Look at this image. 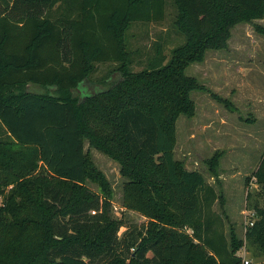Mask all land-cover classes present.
<instances>
[{
    "label": "trees",
    "instance_id": "obj_1",
    "mask_svg": "<svg viewBox=\"0 0 264 264\" xmlns=\"http://www.w3.org/2000/svg\"><path fill=\"white\" fill-rule=\"evenodd\" d=\"M168 1L0 0V264H242L244 242L264 256V207L244 240L226 233L212 211L222 196L174 158L176 122L206 92L186 69L238 24L264 37V0H171L184 42L135 72L126 32L160 21ZM99 63L119 80L79 98ZM85 143L119 165L122 207L146 219L128 241ZM251 178L264 189V153Z\"/></svg>",
    "mask_w": 264,
    "mask_h": 264
},
{
    "label": "rangeland",
    "instance_id": "obj_2",
    "mask_svg": "<svg viewBox=\"0 0 264 264\" xmlns=\"http://www.w3.org/2000/svg\"><path fill=\"white\" fill-rule=\"evenodd\" d=\"M171 4L169 0L160 21L135 22L128 28L126 41L132 51L133 71L148 67L159 49L168 58L170 51L184 42L173 27L176 9ZM253 23L264 26V20ZM115 69V63L96 64L94 73L80 86L79 98L119 80ZM186 75L195 78L206 92H192L194 116H180L176 122L174 158L186 170L201 173L205 183L222 196V202L215 201L212 211L220 217L226 233L232 228L244 240L249 213L255 205L264 207V189L251 178L264 153V37L253 24H238L231 30L226 49L208 51L202 62L186 69ZM85 151L111 185L112 217L123 225L118 240L126 237L128 241L146 225V219L122 207L125 179L119 165L87 143ZM214 153H220L216 176L207 163ZM87 187L97 192L94 184L88 182ZM239 252L249 264H264V256L248 242Z\"/></svg>",
    "mask_w": 264,
    "mask_h": 264
},
{
    "label": "built area",
    "instance_id": "obj_3",
    "mask_svg": "<svg viewBox=\"0 0 264 264\" xmlns=\"http://www.w3.org/2000/svg\"><path fill=\"white\" fill-rule=\"evenodd\" d=\"M250 215H248L249 216V218H248V222L246 223V228L248 227V226H252V224H253V222H254V220H255V212L253 211V212H251V213H249ZM242 264H249V261H247V260H243L242 261Z\"/></svg>",
    "mask_w": 264,
    "mask_h": 264
},
{
    "label": "crops",
    "instance_id": "obj_4",
    "mask_svg": "<svg viewBox=\"0 0 264 264\" xmlns=\"http://www.w3.org/2000/svg\"><path fill=\"white\" fill-rule=\"evenodd\" d=\"M237 255H239L242 258V260H246V259H244V257L242 256V254L240 252Z\"/></svg>",
    "mask_w": 264,
    "mask_h": 264
}]
</instances>
